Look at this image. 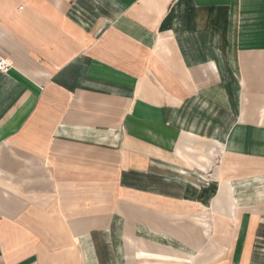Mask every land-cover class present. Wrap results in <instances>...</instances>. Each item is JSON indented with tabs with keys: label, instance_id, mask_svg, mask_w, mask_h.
<instances>
[{
	"label": "crops",
	"instance_id": "0c3cea01",
	"mask_svg": "<svg viewBox=\"0 0 264 264\" xmlns=\"http://www.w3.org/2000/svg\"><path fill=\"white\" fill-rule=\"evenodd\" d=\"M0 60V264H264V0H0Z\"/></svg>",
	"mask_w": 264,
	"mask_h": 264
},
{
	"label": "built area",
	"instance_id": "2783aa9c",
	"mask_svg": "<svg viewBox=\"0 0 264 264\" xmlns=\"http://www.w3.org/2000/svg\"><path fill=\"white\" fill-rule=\"evenodd\" d=\"M9 69H10V65L4 60H0V73H5Z\"/></svg>",
	"mask_w": 264,
	"mask_h": 264
},
{
	"label": "rangeland",
	"instance_id": "374dc122",
	"mask_svg": "<svg viewBox=\"0 0 264 264\" xmlns=\"http://www.w3.org/2000/svg\"><path fill=\"white\" fill-rule=\"evenodd\" d=\"M212 232L214 233V230H212Z\"/></svg>",
	"mask_w": 264,
	"mask_h": 264
}]
</instances>
